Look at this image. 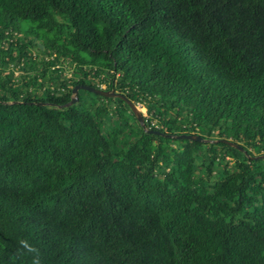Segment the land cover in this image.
<instances>
[{"label":"trees","instance_id":"1","mask_svg":"<svg viewBox=\"0 0 264 264\" xmlns=\"http://www.w3.org/2000/svg\"><path fill=\"white\" fill-rule=\"evenodd\" d=\"M37 262L264 264V0H0V264Z\"/></svg>","mask_w":264,"mask_h":264},{"label":"water","instance_id":"2","mask_svg":"<svg viewBox=\"0 0 264 264\" xmlns=\"http://www.w3.org/2000/svg\"><path fill=\"white\" fill-rule=\"evenodd\" d=\"M79 89H85V90L91 91V92H93L95 94L102 95V96H105V97H119V98L123 99L129 105L131 111L133 112V114L137 118V121L139 122V124L144 128L143 116L139 112V110L136 107V105L132 104L129 100H127L121 94L115 93L113 91H103V90H100V89H95V88H92V87H89V86H83V85L82 86H75L73 88V91H72L73 92V97H72V99L70 100V102L67 105L73 104L77 100V96L76 95H77V91ZM148 132H152V131L148 130ZM154 133L158 134V132H154ZM177 138L187 139V140H191V141H204L200 136H197V135H181V136H177ZM218 142H224V143L228 144L229 146L235 147L239 151H243V149L239 145H237V144H235L233 142L225 141V140L218 141Z\"/></svg>","mask_w":264,"mask_h":264},{"label":"rangeland","instance_id":"3","mask_svg":"<svg viewBox=\"0 0 264 264\" xmlns=\"http://www.w3.org/2000/svg\"><path fill=\"white\" fill-rule=\"evenodd\" d=\"M68 70V69H67ZM66 70V71H67ZM65 71V72H66ZM65 74H67V73H65ZM101 88L102 89H104V86H101ZM136 107L138 108V110H139V112L142 114V116H145L146 115V110H145V108H142V107H140V106H138V105H136Z\"/></svg>","mask_w":264,"mask_h":264},{"label":"clouds","instance_id":"4","mask_svg":"<svg viewBox=\"0 0 264 264\" xmlns=\"http://www.w3.org/2000/svg\"><path fill=\"white\" fill-rule=\"evenodd\" d=\"M37 264H38V262H37Z\"/></svg>","mask_w":264,"mask_h":264}]
</instances>
